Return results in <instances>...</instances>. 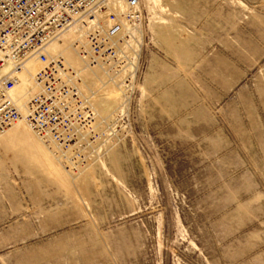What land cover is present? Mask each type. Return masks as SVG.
I'll use <instances>...</instances> for the list:
<instances>
[{
    "label": "rangeland",
    "instance_id": "obj_1",
    "mask_svg": "<svg viewBox=\"0 0 264 264\" xmlns=\"http://www.w3.org/2000/svg\"><path fill=\"white\" fill-rule=\"evenodd\" d=\"M138 3L112 64L51 46L114 114L95 146L0 137V264H264V0Z\"/></svg>",
    "mask_w": 264,
    "mask_h": 264
},
{
    "label": "built area",
    "instance_id": "obj_2",
    "mask_svg": "<svg viewBox=\"0 0 264 264\" xmlns=\"http://www.w3.org/2000/svg\"><path fill=\"white\" fill-rule=\"evenodd\" d=\"M110 2L0 0V137L23 121L65 164L110 130L114 114L112 120L98 115L80 90L81 72L51 48L72 33L70 46L88 66L115 62L122 24L139 21L140 13L138 0H125L120 13ZM22 78L29 93L20 102Z\"/></svg>",
    "mask_w": 264,
    "mask_h": 264
}]
</instances>
